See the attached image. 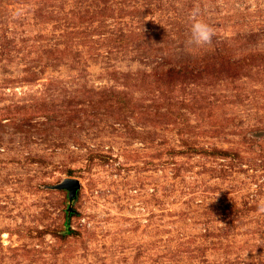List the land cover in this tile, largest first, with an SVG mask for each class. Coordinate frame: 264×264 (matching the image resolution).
<instances>
[{
	"label": "rangeland",
	"instance_id": "obj_1",
	"mask_svg": "<svg viewBox=\"0 0 264 264\" xmlns=\"http://www.w3.org/2000/svg\"><path fill=\"white\" fill-rule=\"evenodd\" d=\"M0 264H264V0H0Z\"/></svg>",
	"mask_w": 264,
	"mask_h": 264
},
{
	"label": "clouds",
	"instance_id": "obj_2",
	"mask_svg": "<svg viewBox=\"0 0 264 264\" xmlns=\"http://www.w3.org/2000/svg\"><path fill=\"white\" fill-rule=\"evenodd\" d=\"M198 10L194 9L190 13V19L193 21L191 24V37L187 41L188 45H196L197 47H203L205 45H211L215 32L213 28L206 22L197 19Z\"/></svg>",
	"mask_w": 264,
	"mask_h": 264
},
{
	"label": "water",
	"instance_id": "obj_3",
	"mask_svg": "<svg viewBox=\"0 0 264 264\" xmlns=\"http://www.w3.org/2000/svg\"><path fill=\"white\" fill-rule=\"evenodd\" d=\"M49 188L53 189H59V190H65L68 193V199H69V208L68 210H71V204L76 197V194L80 188V182L77 178L73 177H67L60 183L56 185H52Z\"/></svg>",
	"mask_w": 264,
	"mask_h": 264
},
{
	"label": "trees",
	"instance_id": "obj_4",
	"mask_svg": "<svg viewBox=\"0 0 264 264\" xmlns=\"http://www.w3.org/2000/svg\"><path fill=\"white\" fill-rule=\"evenodd\" d=\"M189 71H190L189 73L191 75H193L196 78V80H200V79H203V78L205 80H216L217 77H218V75H216V74H218L217 72L215 73L214 71L209 70L207 68H202V69H199V68L198 69H194L193 68V69H189ZM66 227H67L66 233H68L70 230L68 228V225H66Z\"/></svg>",
	"mask_w": 264,
	"mask_h": 264
}]
</instances>
